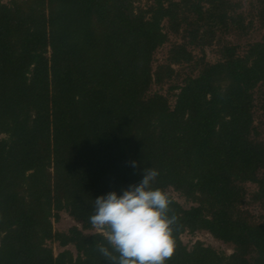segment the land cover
Here are the masks:
<instances>
[{
  "label": "trees",
  "instance_id": "trees-1",
  "mask_svg": "<svg viewBox=\"0 0 264 264\" xmlns=\"http://www.w3.org/2000/svg\"><path fill=\"white\" fill-rule=\"evenodd\" d=\"M139 2L0 0V264H108L103 234L84 232L93 201L146 168L191 203L169 194L179 219L167 264H264V213L243 207L264 210V35L242 53L224 41L251 24L232 0ZM259 18L264 28V0ZM214 42L215 62L194 56ZM61 211L80 227L55 230ZM198 230L232 252L188 248L180 235Z\"/></svg>",
  "mask_w": 264,
  "mask_h": 264
},
{
  "label": "clouds",
  "instance_id": "clouds-1",
  "mask_svg": "<svg viewBox=\"0 0 264 264\" xmlns=\"http://www.w3.org/2000/svg\"><path fill=\"white\" fill-rule=\"evenodd\" d=\"M158 175L146 168L142 180L122 194L111 191L93 201L88 220L107 242L97 250L108 264H167L173 256L179 218L169 194L153 186Z\"/></svg>",
  "mask_w": 264,
  "mask_h": 264
},
{
  "label": "rangeland",
  "instance_id": "rangeland-1",
  "mask_svg": "<svg viewBox=\"0 0 264 264\" xmlns=\"http://www.w3.org/2000/svg\"><path fill=\"white\" fill-rule=\"evenodd\" d=\"M3 1H7V0H3ZM232 1H234L237 4L238 8L236 10L238 13L242 14L243 18L245 19V22L251 24L247 29L246 34L244 35H238L231 32L222 35V37L224 41H229L232 44L237 45L238 46L237 49L239 53H242L250 42L259 40L264 35V28H262L259 18V11L261 9L262 0H232ZM145 3H147V0H140L138 5L144 6ZM163 24L165 25L166 23L163 22ZM178 37L171 36L170 37L171 40L168 43H165L157 48L154 54V58L156 62L164 61L171 42L180 41ZM217 49H218V45L217 43L214 42L213 44L204 46L203 48L194 47L193 54L195 57L204 56L205 60L208 62H215L219 58ZM175 69H178L180 74L186 72L184 66L180 67L177 65L175 66ZM179 82L180 79L172 80L171 82L165 83L161 88L154 86L153 90L158 89L162 94H166L167 88L171 83L180 84ZM169 103L170 106L173 105L174 97L169 96ZM257 114L259 115L261 114V112L260 113L258 112ZM255 123L256 124L260 123L258 127L261 133L260 138L264 142V116H260V118L259 116H256ZM245 188L247 189V192L251 193L256 189V185L254 183H246ZM167 193L170 194L183 207H188L191 204L190 202H187L184 199V197H182L178 192L174 191L172 188H168ZM243 207L248 208L255 218H257L260 214L264 213V210L261 209L258 206V204L245 203ZM73 225H77L78 227H80V223H77L64 211L59 212V220L53 222V228L58 231H67ZM84 232L94 233L99 231L91 227L90 229L84 230ZM180 239L188 248L195 240H200L205 245L212 246L215 250L219 252H223L224 254H230L232 252V246L214 238L211 234H209L204 230H198L193 233L185 231L180 235ZM49 245L53 247L55 253L65 248H68L71 251H73V254H75L74 247L71 244L67 245L66 247H60L57 243H49Z\"/></svg>",
  "mask_w": 264,
  "mask_h": 264
}]
</instances>
